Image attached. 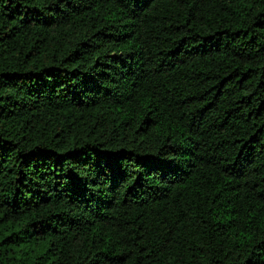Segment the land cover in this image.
<instances>
[{
	"label": "trees",
	"instance_id": "obj_1",
	"mask_svg": "<svg viewBox=\"0 0 264 264\" xmlns=\"http://www.w3.org/2000/svg\"><path fill=\"white\" fill-rule=\"evenodd\" d=\"M0 264H264V0H0Z\"/></svg>",
	"mask_w": 264,
	"mask_h": 264
}]
</instances>
